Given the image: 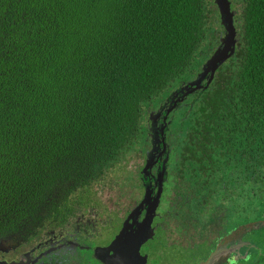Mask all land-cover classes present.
Listing matches in <instances>:
<instances>
[{
  "label": "trees",
  "instance_id": "16d2710c",
  "mask_svg": "<svg viewBox=\"0 0 264 264\" xmlns=\"http://www.w3.org/2000/svg\"><path fill=\"white\" fill-rule=\"evenodd\" d=\"M231 3L235 54L169 119L178 171L226 172L260 218L264 0ZM224 34L216 0H0V255L64 225Z\"/></svg>",
  "mask_w": 264,
  "mask_h": 264
},
{
  "label": "flooded vegetation",
  "instance_id": "af4514ba",
  "mask_svg": "<svg viewBox=\"0 0 264 264\" xmlns=\"http://www.w3.org/2000/svg\"><path fill=\"white\" fill-rule=\"evenodd\" d=\"M165 111L157 121L158 137L149 122L150 137L131 155L135 165L130 172H109L82 197L64 225L25 239L18 251L9 248L3 259L108 264L115 256L118 264H177L179 258L188 264H264V235L255 231L264 225L248 227L253 223L248 196L237 197L241 188L232 177L215 176L226 172H208L213 176L205 177L204 172L178 171L179 142L169 119L174 110L167 121ZM151 155L153 166L145 172ZM263 221L260 217L257 222ZM114 243L120 245L117 251Z\"/></svg>",
  "mask_w": 264,
  "mask_h": 264
},
{
  "label": "water",
  "instance_id": "95a60500",
  "mask_svg": "<svg viewBox=\"0 0 264 264\" xmlns=\"http://www.w3.org/2000/svg\"><path fill=\"white\" fill-rule=\"evenodd\" d=\"M216 3L221 12L222 23L225 28V35L222 37V44L217 48L214 54L209 58V60L205 63L203 70L199 73L197 78L191 81L188 85L182 86L178 90L174 91L170 96L168 102L161 108V110L157 113L153 112L151 114V121L153 122L152 131H156V136H159V128L157 127V121L162 115V112L165 111L166 106L167 109L164 114L165 121L168 120L169 115L173 112L175 108L182 103L187 96L190 94L200 91L203 92L206 90L211 83L213 82L217 70L220 68L222 64H224L228 59H230L236 52L237 48V27L235 25V12L232 9L231 0H216ZM181 94V95H180ZM164 113V112H163ZM163 132L166 131V128L163 127ZM164 142H166V138H164ZM154 143L157 144V140L154 139ZM163 153V152H162ZM170 159V152L168 151L166 154V159L163 165V168L166 170L167 162ZM154 162V157L148 160V163L145 167V172H149L152 168ZM264 225L263 222H253L248 225L249 228L253 229L255 227H261ZM120 245L112 246V249L117 251V248ZM107 259V257H105ZM104 259V258H103ZM108 264H118L115 256L112 259H108ZM0 264H27L24 261H13L8 262L5 259L0 258Z\"/></svg>",
  "mask_w": 264,
  "mask_h": 264
},
{
  "label": "rangeland",
  "instance_id": "374dc122",
  "mask_svg": "<svg viewBox=\"0 0 264 264\" xmlns=\"http://www.w3.org/2000/svg\"><path fill=\"white\" fill-rule=\"evenodd\" d=\"M134 158L132 157V156H130L129 157V159L128 160H126L123 164H122V166H121V168L122 169H125V170H127L128 169V171L130 172L133 168H134ZM118 170V169H117ZM246 205L247 206H249L248 205V203H246ZM241 208L244 206V203H242L241 205ZM256 213L255 214H251V220L253 221V222H257L258 221V218H256ZM261 221V220H260ZM256 232H258V233H261L262 235H264V227H262V228H260V229H257V230H255ZM257 234V233H256ZM0 258H5L4 256H1L0 255ZM165 262H166V260H165ZM84 264H86V263H84ZM177 264H188V263H186V261H184V260H181L180 258H179V261H178V263Z\"/></svg>",
  "mask_w": 264,
  "mask_h": 264
}]
</instances>
